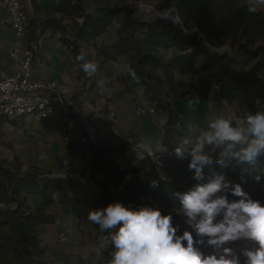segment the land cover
I'll list each match as a JSON object with an SVG mask.
<instances>
[{"label":"trees","instance_id":"obj_1","mask_svg":"<svg viewBox=\"0 0 264 264\" xmlns=\"http://www.w3.org/2000/svg\"><path fill=\"white\" fill-rule=\"evenodd\" d=\"M170 7L173 11L167 21H147L138 16L136 7L131 4L60 0L53 10L72 18L69 36L61 20L46 17L28 19L24 39L30 41L36 31L38 34L49 29L57 31L62 44L82 66L78 43L97 38L114 24L118 26L116 44L100 49L98 55L105 59L119 56L128 59L129 72L122 80L143 87L146 99L168 115L163 140L167 151L161 150L154 157L145 154L130 168L116 172L110 166L111 149L98 147L89 168L92 182L101 193L83 204L92 210L114 202L133 209L158 208L163 215L171 214L173 225L178 227V234H182L192 230L175 211L179 210V202L173 194L187 191L196 181L194 172L188 168L190 157L178 159L174 149L185 137L195 143L197 136L209 130L210 120L194 125L193 132H189L188 127L177 129L171 125L176 108L166 101H180L192 95L196 86L194 79L203 76L205 91L215 87L219 97L234 107L235 119L231 120L235 124L247 113L264 111V12L255 11L248 0H166L157 10L166 12ZM222 45L228 46L230 51L220 53L208 47ZM150 50L173 51V54L157 61L152 68L151 62L157 56ZM176 75L187 76L191 82L179 81ZM204 150L212 156L216 173L242 184L252 199L264 204V157L255 165H239L225 156L224 166H221L215 163L220 159L219 150L213 151L207 145ZM204 171L207 174L208 169ZM256 175L261 178L259 182L254 179ZM69 188L68 182L48 172L36 169L20 173L0 161V264L40 262L46 253V249L39 246L40 227L52 224L54 216L34 212L29 198L37 197L42 206H49L56 193ZM228 198L239 199L231 194ZM99 235L104 247L96 263L93 257L77 256L62 264H108L112 246L104 239L107 233L99 230ZM193 235L195 237L194 232ZM251 242L241 239L225 246L234 254V250ZM198 247L205 255L214 254L211 246ZM215 254L219 256L222 250H215Z\"/></svg>","mask_w":264,"mask_h":264},{"label":"crops","instance_id":"obj_2","mask_svg":"<svg viewBox=\"0 0 264 264\" xmlns=\"http://www.w3.org/2000/svg\"><path fill=\"white\" fill-rule=\"evenodd\" d=\"M59 1L20 0L27 21L46 17L61 20L68 29L66 34L69 36L72 18L53 10ZM76 21L80 22L78 19ZM117 29L118 26L114 24L97 38L78 43L83 63L98 65L97 72L92 76L83 70L69 49L62 44L59 32L49 29L38 34L36 31L30 41L23 38L22 43L33 54V78L43 84H53L58 97L72 109V113L65 114L59 110L47 120H39L36 117L8 120L14 123L12 127L27 126L28 130L40 127L43 130L39 134L44 137L38 140L40 142L37 141V146L43 147L44 153L52 158L48 163L51 166L47 172L70 184L68 190L54 195L53 203L49 206H42L37 197L29 198L34 212L54 216L52 224L40 227L39 246L45 248L46 253L40 262L35 264H61L68 258L70 260V257L86 258L87 250L84 243H79L81 241L78 230L84 240L88 227L91 226L95 231L96 240L101 244L97 248L104 247L99 228L90 221L85 223V227L82 223L92 210L84 206V201L101 193L100 188L92 182L89 168L98 147L111 149L110 166L116 172L130 168L145 154L154 157L161 152L160 145H163L164 125L168 121V115L157 109L153 116L136 117L135 105L147 107L151 103L146 99L143 87L122 80L129 72L128 59L124 56L105 59L98 55L100 49L116 44ZM14 44L9 18L0 10V78L16 70L15 64L9 58L10 48ZM187 109L191 111L189 106ZM177 113V110H174L171 122L173 127L177 124ZM2 120L5 119H0ZM187 125H180V128ZM3 126L11 127L8 122ZM68 227H72L73 231L70 232ZM68 232L74 242L65 236ZM53 242L55 246L66 247L65 250H68L65 255L62 249L54 252L56 257L52 261L47 258V254L53 256L48 252Z\"/></svg>","mask_w":264,"mask_h":264},{"label":"clouds","instance_id":"obj_3","mask_svg":"<svg viewBox=\"0 0 264 264\" xmlns=\"http://www.w3.org/2000/svg\"><path fill=\"white\" fill-rule=\"evenodd\" d=\"M82 67L89 76L98 70V65L91 62ZM198 104V99L188 101L192 109ZM240 121L235 124L223 117L210 120L209 130L197 136L195 143L185 137L174 149L178 159L190 157L188 168L196 181L187 191L173 194L179 202L175 211L192 231L178 234L171 214L163 215L149 206L133 209L114 202L89 211L87 219L107 233L104 239L112 246L108 264H241L240 257L225 246L241 239L256 244L242 250L244 264H264V204L252 199L242 184L216 173L212 156L204 150L206 145L219 150L220 159L215 163L221 166L225 156L239 165H255L264 157V111L247 113ZM175 127L180 128L179 122ZM187 127L189 132L194 131L191 122ZM160 149L167 151L163 145ZM254 179L259 182L261 178L256 175ZM228 194L239 199L229 200ZM198 246H211L214 254L205 255ZM215 250H222V254L217 256Z\"/></svg>","mask_w":264,"mask_h":264},{"label":"rangeland","instance_id":"obj_4","mask_svg":"<svg viewBox=\"0 0 264 264\" xmlns=\"http://www.w3.org/2000/svg\"><path fill=\"white\" fill-rule=\"evenodd\" d=\"M105 1H107L109 4L126 3V4L134 5L137 9L138 16L147 21L158 19L154 15L152 9L156 10L160 15L164 16L162 19H159L161 21H167L170 12L173 11V8L171 7L166 12H159L157 10L159 7H162L164 3H166V0H105ZM248 1L252 4L255 11L264 12V0H248ZM185 32L187 34H190L192 31H185ZM200 37H202V35H200ZM208 47L210 50H215L216 52H220V53L230 51V48L226 45H222L217 48L213 46H208ZM150 53H152L153 56H157V58L155 57L151 62L152 68H155V64L157 61H162L168 57H171L173 51L164 52L162 50L159 51L150 50ZM175 77L179 81H183L186 83L191 82V79L188 78L187 76L176 75ZM193 82L195 83L196 86H195V91L192 95L186 96L180 101H174V100L166 101V103L175 106L176 108L175 111L177 110L178 112L177 122H179L180 125H187L188 122H191L192 124H197L204 121L213 120L218 117L235 119L234 107L232 105L227 104L219 97L217 89L215 87H211L209 90L205 91L203 76L195 78ZM190 99H198L199 104L195 107V109L191 108V111L189 112L187 106H188V101ZM181 117H183V119H181ZM7 122L8 125H11V127L3 126L7 124ZM12 125H14V123L9 122L8 120L0 121V161L3 162L6 166L17 170L20 173H24L36 169L40 170L43 173L47 172L48 168H50L51 166L48 163L49 161H51L52 158H50L47 154L44 153L43 147L39 148L37 146V141L41 140L44 137V136H40L39 134L43 130L40 127L28 130L29 128L27 126L21 127L15 125L14 127H12ZM87 217L85 218L84 222H82L84 223L83 227H85V223L89 221ZM83 227L81 225V230H83ZM68 230L70 232L73 231L72 227H68ZM70 232L65 234V236L71 239V237L68 236ZM78 234L80 236L79 239L81 241L79 243L85 244V248L87 250L85 254H87V257H93V263H96L98 261V257L101 251V248L98 249L97 247H99L101 244L99 241L96 240V235H95V231L93 230V226L88 227L87 235H85L86 238L84 240L82 239V234L79 230H78ZM75 239L79 241L77 236H75ZM71 241L74 242L73 237ZM51 247L52 248L48 249V252H51L53 256L47 254V258H50L52 261L55 260L53 258L56 257L54 252L61 251L60 249H62V252H64L65 255L66 251L68 250V249L65 250L66 247L59 248L58 246H55L54 242L51 245ZM254 247H256V244L254 241H252L246 247L237 248L236 250H234V254H239L241 264H244V260H245V257L242 255V250L251 249ZM95 248L98 249V251Z\"/></svg>","mask_w":264,"mask_h":264},{"label":"built area","instance_id":"obj_5","mask_svg":"<svg viewBox=\"0 0 264 264\" xmlns=\"http://www.w3.org/2000/svg\"><path fill=\"white\" fill-rule=\"evenodd\" d=\"M0 10L9 18L15 39L10 48L9 58L16 70L0 78V119L15 120L33 118L47 120L50 115L61 110L72 113L67 103L58 97L53 84L36 81L32 74V51L22 43L27 25V15L20 0H0ZM157 111L154 104L147 107L135 105L136 117L153 116Z\"/></svg>","mask_w":264,"mask_h":264},{"label":"water","instance_id":"obj_6","mask_svg":"<svg viewBox=\"0 0 264 264\" xmlns=\"http://www.w3.org/2000/svg\"><path fill=\"white\" fill-rule=\"evenodd\" d=\"M154 15L158 18V19H162L164 16L160 15L156 10L152 9Z\"/></svg>","mask_w":264,"mask_h":264}]
</instances>
